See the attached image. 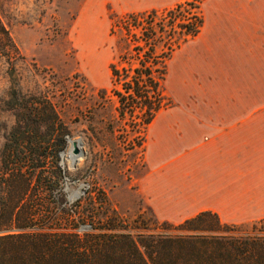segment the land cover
<instances>
[{
  "label": "rangeland",
  "instance_id": "374dc122",
  "mask_svg": "<svg viewBox=\"0 0 264 264\" xmlns=\"http://www.w3.org/2000/svg\"><path fill=\"white\" fill-rule=\"evenodd\" d=\"M178 1L0 0L1 20L17 48L12 61L0 62V160L15 124L7 107L9 95L16 90L28 98L46 97L71 136L66 138L65 152L58 154L62 177L53 183L48 201L72 218L66 226L80 236L125 232L107 231L106 220L113 210L131 223L143 215L142 221L155 226L157 218L140 195V181L148 172L146 158L190 154L191 144L182 132L208 122L215 109H231L230 121L264 122V0H208L200 35L169 62L165 90L173 107L148 128L145 152L135 155L128 143L123 146L104 131L101 141L89 133V112L104 105L98 93L112 87L109 66L116 54L110 15L163 11ZM235 33L239 41L261 38L257 42L263 47L262 75L256 82L215 83L211 65L225 60L212 54L220 53L214 51L216 46ZM102 116L103 111H97L95 121ZM71 141L82 145L84 154L77 163L67 158ZM54 163L49 155L51 174ZM141 223L136 227L144 226ZM148 232L165 235L162 230Z\"/></svg>",
  "mask_w": 264,
  "mask_h": 264
},
{
  "label": "trees",
  "instance_id": "16d2710c",
  "mask_svg": "<svg viewBox=\"0 0 264 264\" xmlns=\"http://www.w3.org/2000/svg\"><path fill=\"white\" fill-rule=\"evenodd\" d=\"M207 1L179 0L163 11L110 15L116 54L109 66L112 87L99 91L104 105L86 119L97 141L104 131L121 145L128 143L135 155L145 152L148 128L173 107L165 90L169 62L200 35ZM16 51L0 17V62L12 61ZM7 107L15 124L0 160V264H264V220L226 225L218 215L203 212L177 226L156 219L150 227L143 215L131 223L113 210L107 231L125 232H73L66 226L72 218L48 201L53 183L62 177L58 154L71 138L68 128L46 97L28 98L13 90ZM97 111L104 116L96 122ZM48 154L55 160L53 174ZM139 223L144 226L136 227ZM151 229L165 235H149Z\"/></svg>",
  "mask_w": 264,
  "mask_h": 264
},
{
  "label": "crops",
  "instance_id": "0c3cea01",
  "mask_svg": "<svg viewBox=\"0 0 264 264\" xmlns=\"http://www.w3.org/2000/svg\"><path fill=\"white\" fill-rule=\"evenodd\" d=\"M234 35L212 54L225 60L211 65L212 81L256 82L263 71L261 38ZM230 111L215 109L210 121L184 129L190 154L146 158L140 195L158 220L178 225L203 212L226 225L264 220V122L230 121Z\"/></svg>",
  "mask_w": 264,
  "mask_h": 264
},
{
  "label": "bare ground",
  "instance_id": "6f19581e",
  "mask_svg": "<svg viewBox=\"0 0 264 264\" xmlns=\"http://www.w3.org/2000/svg\"><path fill=\"white\" fill-rule=\"evenodd\" d=\"M79 151L78 155L74 154L75 150ZM83 149L80 141H71V147L68 153V159L69 162L71 161L72 163H77L82 157H83Z\"/></svg>",
  "mask_w": 264,
  "mask_h": 264
},
{
  "label": "water",
  "instance_id": "95a60500",
  "mask_svg": "<svg viewBox=\"0 0 264 264\" xmlns=\"http://www.w3.org/2000/svg\"><path fill=\"white\" fill-rule=\"evenodd\" d=\"M74 154H75V155H78V154H79V151L76 149V150L74 151Z\"/></svg>",
  "mask_w": 264,
  "mask_h": 264
}]
</instances>
